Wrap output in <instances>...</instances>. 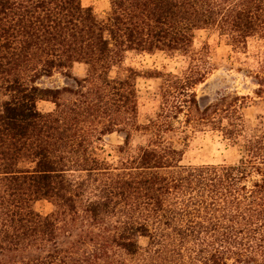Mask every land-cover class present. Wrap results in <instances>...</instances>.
<instances>
[{"label": "trees", "instance_id": "1", "mask_svg": "<svg viewBox=\"0 0 264 264\" xmlns=\"http://www.w3.org/2000/svg\"><path fill=\"white\" fill-rule=\"evenodd\" d=\"M206 29L246 54L264 42V0H109L103 19L81 0H0V264H264V131L245 133L248 97L201 106L208 65L194 55L179 74L151 76L159 104L139 125L134 77L110 76L126 52L192 54ZM252 61L258 94L264 53ZM54 74L73 83L37 86ZM186 129L220 133L243 156L181 165L170 135ZM133 131L146 136L134 155L98 156L105 135L128 146ZM39 200L53 211L34 212Z\"/></svg>", "mask_w": 264, "mask_h": 264}, {"label": "rangeland", "instance_id": "2", "mask_svg": "<svg viewBox=\"0 0 264 264\" xmlns=\"http://www.w3.org/2000/svg\"><path fill=\"white\" fill-rule=\"evenodd\" d=\"M81 4L85 8H91L98 19H103L109 10V0H81ZM257 53H264V42L252 40L247 45L246 54L235 53L216 31L197 30L193 34L192 54L183 56L161 52L152 54L126 52L121 65L113 67L110 76L124 74L134 77L137 123L145 125L157 112L159 104L160 79L151 76H156L157 73L179 74L187 67L190 57L202 55L207 61L208 72L205 81L195 88L199 104L203 106L211 103L222 93L248 97L247 104L241 109V116L245 133L252 135L254 129L264 131V88L255 94L258 86L247 72V69H254L252 60ZM71 75L76 78L84 77L85 67L74 64ZM72 83V80L63 74H54L39 79L37 86L62 88ZM36 106L42 113L50 112L54 108L48 101H37ZM170 139L174 147L182 151L181 165L184 166L236 165L243 156L241 143L232 144L217 132L186 129L184 134L170 135ZM144 144L146 136L141 131L132 132L128 146L123 144L121 134L112 133L102 138L97 154L100 158L115 164L125 157L134 155L137 148ZM32 209L41 216L53 211L52 205L44 200L35 201ZM146 242L145 239L139 240L141 247H145Z\"/></svg>", "mask_w": 264, "mask_h": 264}]
</instances>
